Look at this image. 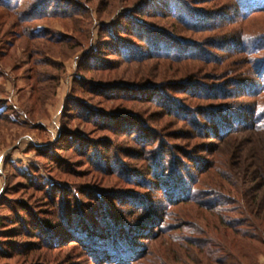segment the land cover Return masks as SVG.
<instances>
[{
    "label": "rangeland",
    "instance_id": "374dc122",
    "mask_svg": "<svg viewBox=\"0 0 264 264\" xmlns=\"http://www.w3.org/2000/svg\"><path fill=\"white\" fill-rule=\"evenodd\" d=\"M81 1L89 19L0 8V264H104L92 233L119 234L129 264H264V12ZM148 29L174 39L126 62Z\"/></svg>",
    "mask_w": 264,
    "mask_h": 264
},
{
    "label": "trees",
    "instance_id": "16d2710c",
    "mask_svg": "<svg viewBox=\"0 0 264 264\" xmlns=\"http://www.w3.org/2000/svg\"><path fill=\"white\" fill-rule=\"evenodd\" d=\"M77 3L74 6H69V8L67 10H60V8L56 7V8H52L54 6H52V4H65L67 2H71V0H17L14 4H13V0H0V8L3 9L4 11H6L5 13L8 16H11V18H15L16 22L19 23H30L34 20H40L42 18H54V19H65L68 21H73V19H77L79 17H82L83 19H85L84 14L86 15L87 13V8L85 5V9L83 10L82 2L81 0H74ZM88 3H91L92 0H87ZM254 0H244V3L247 6H253L254 8L256 7V9H254V11L256 12H264V8L259 9V6H256L255 4H252ZM264 1V0H261ZM257 3V2H255ZM141 5V4H140ZM107 6L109 7L110 13L112 14V12L115 11V2L113 1V4L111 2H109V4ZM62 9V8H61ZM86 11V12H84ZM134 11V10H133ZM130 12V11H128ZM133 13V12H130ZM89 14V12H88ZM100 11H99V16L97 18L98 21H100L102 23V16L100 15ZM114 16H117L116 12L113 13ZM116 14V15H115ZM88 18V17H87ZM89 19V18H88ZM183 22H185V20H182ZM85 24L87 25V31L90 32V35H93V31L95 28V22H91L89 20H85ZM131 24V23H129ZM17 25V24H16ZM148 32V40L145 42L146 47L147 48L146 52L144 51H139V53L137 52V54H133V51H131L133 48L131 47L130 44V48L127 47H122L120 54L124 57V59L127 61H131L134 60V57H138V56H144L146 58L148 57H157V55H160L158 50L163 48V46H165L167 44V42H169L168 40L170 39H165L162 38L158 39L151 34V30H147ZM33 37H37V36H42L40 34H36L35 32L31 33ZM110 36H112V34H109ZM52 39V38H51ZM173 37H171L170 41H173ZM54 40V38H53ZM117 42L119 40H116ZM53 42V41H52ZM63 41H59L57 43H61ZM164 43V44H163ZM163 50V49H162ZM124 51H127V53H125ZM161 51V50H159ZM152 52V53H151ZM144 53H147L146 55H143ZM156 55H154V54ZM178 53V52H177ZM131 54V55H130ZM168 56V55H167ZM100 68L103 67V65H99ZM98 66V67H99ZM103 83H99L95 86L99 87V89H101L100 91L103 92L102 90H104L107 86L100 85ZM91 86H94L93 84ZM113 91L114 89L112 88H106ZM116 91V90H115ZM255 112L252 115V118L254 116H256ZM92 116H96L97 114H91ZM263 184V188H264V183ZM178 182L175 184H171V187H175L173 188L174 194L178 195V192L180 189H178ZM177 188V189H176ZM166 192V191H165ZM166 195H169V192H166ZM188 201V200H187ZM186 202V200L184 201ZM222 203V202H221ZM206 210H209L210 212L213 209V205L209 204L207 207H205ZM69 223H72V220L70 221L69 218H67ZM107 230V229H105ZM104 231V230H103ZM116 232V231H115ZM72 235H69V237H76V239H79L81 241L82 238L79 237V233L74 232L71 233ZM87 237V239H85V245L87 246L88 251H91V253L93 252V258L98 261V263L103 262L104 264H129V262L134 261V252H136L133 250H129L126 247L123 248L121 243V240L123 239L122 237H119V234L114 233V234H110L108 233V236H106V238L102 239V237L100 236H96L93 233L92 234H85ZM123 237L125 236L124 234H122ZM100 237V238H99ZM75 241V240H72ZM80 241V242H81ZM76 243L81 244L80 242L75 241ZM84 243V242H83ZM101 261V262H100ZM135 262V261H134ZM132 262V263H134ZM131 263V264H132Z\"/></svg>",
    "mask_w": 264,
    "mask_h": 264
}]
</instances>
